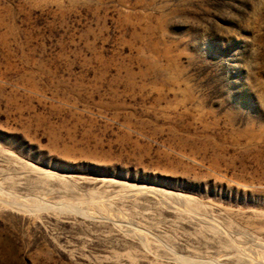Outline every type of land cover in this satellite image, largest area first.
I'll return each mask as SVG.
<instances>
[{"label": "rangeland", "instance_id": "374dc122", "mask_svg": "<svg viewBox=\"0 0 264 264\" xmlns=\"http://www.w3.org/2000/svg\"><path fill=\"white\" fill-rule=\"evenodd\" d=\"M0 264H264V0H0Z\"/></svg>", "mask_w": 264, "mask_h": 264}]
</instances>
